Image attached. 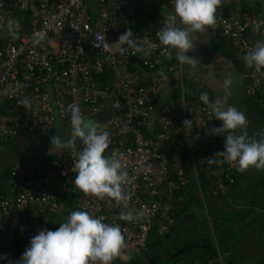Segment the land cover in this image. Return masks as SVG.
<instances>
[{
  "label": "built area",
  "instance_id": "built-area-1",
  "mask_svg": "<svg viewBox=\"0 0 264 264\" xmlns=\"http://www.w3.org/2000/svg\"><path fill=\"white\" fill-rule=\"evenodd\" d=\"M162 3L167 10L162 9ZM174 7V0H0V30L9 29V20L16 22V38L9 35L0 43V142L50 132L59 119L71 123L74 107L84 116L101 111L108 103L113 109L99 128L110 133L105 155L120 157L131 177L125 185L131 194L128 207L80 190L72 210L103 217L104 223L123 230L126 247L113 261L142 253L153 223L159 232L169 230L175 211L188 197L189 164L205 203L197 173V144L208 146L200 160L206 164V175L217 192L228 193L236 178V166L207 164L208 158L224 149L222 135L207 134L221 127L222 121L200 100V84L189 92L186 89L177 50L159 43L162 21ZM215 17L210 27L229 39L251 80L247 94L264 105V96H258L264 92V69L258 73L244 62L257 37L264 34V20L255 8L246 9L244 0H223ZM130 22L139 24L138 40L146 38L157 45L143 64L132 62L140 53L126 58L112 44ZM166 59L172 61L164 63ZM148 68L154 71L150 73ZM169 72L178 76L176 93L159 104L175 76ZM25 99L27 108L20 103ZM185 119L193 120L191 128L184 127ZM76 147L83 148L81 141L77 140ZM74 160L71 150L64 149L12 165L9 191L0 193V264L32 231L47 228L63 207L62 197L77 188ZM122 211H131L133 219H122ZM137 213L142 217L137 219ZM191 264L214 263L210 259Z\"/></svg>",
  "mask_w": 264,
  "mask_h": 264
},
{
  "label": "clouds",
  "instance_id": "clouds-1",
  "mask_svg": "<svg viewBox=\"0 0 264 264\" xmlns=\"http://www.w3.org/2000/svg\"><path fill=\"white\" fill-rule=\"evenodd\" d=\"M223 0H174V12L162 21L158 32L159 43L177 50V59L189 69H198L200 62L188 53L195 50L193 33H203L216 22L215 13ZM183 25V27L181 26ZM16 22L9 20V35L16 38ZM121 56L128 57L138 52L141 58L147 57L157 47L148 40L135 38L132 29H127L113 43ZM171 58V57H169ZM245 66L264 69V41H256L244 56ZM234 80L228 77L223 82V97L212 99L207 92L200 100L211 110L215 119L222 121L221 127L207 131L208 135H222L224 149L208 158L207 164L217 163L236 166L241 172L249 168L264 170V131L249 135V121L244 112L228 104ZM27 108V99L20 102ZM193 120L185 119V128H191ZM238 133V134H237ZM226 134V135H224ZM50 152L70 149L75 156L72 170L75 172V185L85 194L98 199L110 198L125 209L131 194L125 185L131 180L122 160L117 155L106 156L111 143L110 133L100 130L98 124H92L78 107L71 112V131L66 140L53 135ZM81 141L83 148L77 149L76 142ZM137 213L136 218L142 217ZM121 218L132 220L131 211H122ZM21 231H24L21 228ZM126 247L125 235L118 225L103 222V217L95 218L86 211H73L55 230H39L31 237L30 247L26 248L15 264H111L121 249ZM11 264V262H10Z\"/></svg>",
  "mask_w": 264,
  "mask_h": 264
},
{
  "label": "trees",
  "instance_id": "trees-1",
  "mask_svg": "<svg viewBox=\"0 0 264 264\" xmlns=\"http://www.w3.org/2000/svg\"><path fill=\"white\" fill-rule=\"evenodd\" d=\"M150 3L151 1L149 4ZM246 8L248 7L246 6ZM152 14L154 17L157 16L155 12ZM27 25V21L25 20V28H28ZM138 26V23L130 22L127 23L122 30L126 32L127 29H132L135 38H137L136 30L138 29ZM261 35L263 34H260L258 37ZM233 55L240 63L241 70H243L242 59L236 56L234 51ZM149 57L150 56H147L142 59L140 53V55L134 58L132 62L138 61L140 64H143V60ZM171 61L172 59H166L164 63ZM131 64L134 65L135 63ZM147 70L152 73L154 68H148ZM246 78L247 93V87L251 80L248 77ZM201 91L207 92L205 91L204 86ZM208 95L211 98L209 93ZM248 96L252 98L259 108L264 107V105H260L259 101H257L254 96L249 94ZM258 96L262 98L264 92L258 94ZM220 138L222 139L224 137L220 136ZM201 139L202 141H205L203 138ZM202 145L203 147H200L197 144L195 157L198 161L197 173L205 203L200 193L196 190V181L192 173V165L189 164L186 166V173L191 177L188 197L184 201L183 206L175 211L174 223L169 230L159 232L157 225L153 223L148 233L144 251L142 253L132 254L127 260L118 257L112 264H144L146 256L148 257V261L145 264H191L194 260L204 263L210 259H213L214 264H239L241 263V260L243 261V264H246L247 254L252 247H258L262 257V261L259 264H264V191L262 190V186L255 188V192L251 195L249 202L244 204V208H240L237 212H233V208H227L228 210H223L222 208L218 214L216 208L219 210V205L216 203L221 202L219 199L227 194L217 192L215 190V184L212 183L211 178L207 177L206 164L201 162L200 158L203 151L206 150L208 146L203 143ZM182 151L185 152L186 149L182 148ZM14 163L15 161L7 164L4 169L0 170V193L6 192V185L8 186L9 191L7 179L9 177L10 168ZM244 172H241L238 169L233 170L236 178L230 191L239 183L240 176ZM62 199L66 200L68 197L64 196ZM259 200H262L260 206L263 210L255 212L254 206L258 205ZM207 217H209L210 220H208ZM252 220L258 225L256 230H258L259 235L255 240L247 243L246 237L250 236L248 231L249 226L252 224ZM60 222L64 223L66 222V219L64 218L63 220H60ZM39 230L40 229H36L32 231L31 235L12 251L7 264H10V262L11 264H15V262L20 259L26 248L30 247L31 237L36 235ZM261 244L263 245V248Z\"/></svg>",
  "mask_w": 264,
  "mask_h": 264
},
{
  "label": "crops",
  "instance_id": "crops-1",
  "mask_svg": "<svg viewBox=\"0 0 264 264\" xmlns=\"http://www.w3.org/2000/svg\"><path fill=\"white\" fill-rule=\"evenodd\" d=\"M244 4L245 8L246 6L249 9L255 8L259 16L264 19V0H244ZM181 27H183V25ZM193 35L197 37L194 40L195 50L190 51L188 55L197 59L200 65L198 69L190 70L186 64H183L184 80L188 82V88L186 89L190 91L191 88L200 84L202 87L204 86L205 91L210 94L211 98L223 97V82L226 78L231 77L234 80V84L231 87L232 94L227 101L228 104L236 106L240 111L245 113L249 121L247 129L249 135L264 131V107L259 108L246 93L247 78L243 70H241L240 63L234 58L229 39L226 36L219 35L211 27H208L203 33H193ZM8 36L9 29H1L0 43L5 42ZM256 41H264V34L258 37ZM168 74L172 77L175 73L169 72ZM175 76L169 81L166 89L161 94L158 100L159 104L176 93L178 76L177 74H175ZM256 100L262 105L260 100ZM67 123L66 120L59 119L50 132H33L29 135H20L7 140H1L0 154L5 151V154L8 156L11 155V160L7 159V161H5L7 156H5V158L0 157V170L14 161H22L29 157L45 158L53 154L50 152V138L53 135H58L62 140L68 139L67 135L71 130H63V128H60L58 125L67 126ZM256 124L259 125L257 128L255 127ZM57 125L58 128H56ZM258 186H262V190L264 191V170H257L254 167L249 168L241 174L239 183L230 192L226 193L227 195L219 199L221 202L216 203L219 205V210L216 208V212L219 214L222 208L223 210L233 208V212H237L240 208H244V204L249 202L251 195ZM5 189L6 192H8L7 185ZM79 192L80 189L78 187L69 192L66 195L68 199L63 200L62 206H66L72 197L75 196L77 198ZM261 203L262 200H259L258 205L254 206L255 212L263 210L260 206ZM58 219L60 220V218ZM251 223L248 231L250 236L246 237L247 243L252 242L259 235L258 230H256L258 227L257 223L254 222V220H252ZM261 246L263 248L262 244ZM261 261V252L258 247H252L247 254L246 264H259ZM239 264H243V261L241 260Z\"/></svg>",
  "mask_w": 264,
  "mask_h": 264
},
{
  "label": "rangeland",
  "instance_id": "rangeland-1",
  "mask_svg": "<svg viewBox=\"0 0 264 264\" xmlns=\"http://www.w3.org/2000/svg\"><path fill=\"white\" fill-rule=\"evenodd\" d=\"M161 7H162V9L163 10H167V7L162 3V5H161ZM110 38V40H113L112 39V37H109ZM114 43V41H112V44ZM114 45V44H113ZM185 81V86H186V88H188V82H186V80H184ZM87 119H88V121L90 122V123H92V124H96V122L94 121V119H92V118H90L89 117V115H87V116H85ZM59 125V127L60 128H63V130H65V129H67V130H71V123L70 122H68L67 123V126H63V125H60V124H58ZM58 125L56 126V128H58ZM62 126V127H61ZM257 126H259L258 124H256V128H257ZM68 136V138H69V136H70V133L67 135ZM11 151H13V150H11ZM6 152L4 151V152H2L1 154H0V157H4L5 158V156H7L6 157V159H5V161H7V159H10L11 158V155H7V154H5ZM11 160V159H10ZM4 161V162H5ZM1 163V162H0ZM4 164V163H3ZM5 165V164H4ZM73 195V194H72ZM75 200H76V197L74 196V197H72L71 199H70V201L67 203V205L66 206H63L62 207V209L58 212V213H55L54 215H53V218H52V220H51V222H50V224L48 225V227H47V229H49V230H52V231H55L58 227H59V225L61 224V222H60V220H63L64 218L65 219H67V217L72 213V210H73V207H74V204H75ZM58 218H60V220L58 219ZM40 230H43V229H40ZM9 262V260H7V261H5L4 263H1V264H7Z\"/></svg>",
  "mask_w": 264,
  "mask_h": 264
},
{
  "label": "water",
  "instance_id": "water-1",
  "mask_svg": "<svg viewBox=\"0 0 264 264\" xmlns=\"http://www.w3.org/2000/svg\"><path fill=\"white\" fill-rule=\"evenodd\" d=\"M112 112H113V109H112L111 105L108 103V105L105 106L101 111L94 113V114L90 115L89 117L94 119L96 124L100 125L109 117L110 114H112ZM207 219L210 220L209 217H207ZM147 259H148V257L146 256L144 264L147 263V261H148Z\"/></svg>",
  "mask_w": 264,
  "mask_h": 264
}]
</instances>
